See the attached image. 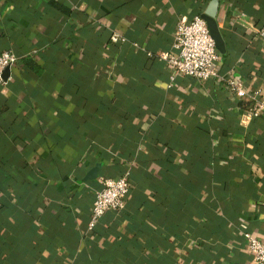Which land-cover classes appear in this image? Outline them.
Here are the masks:
<instances>
[{
  "label": "crops",
  "instance_id": "1",
  "mask_svg": "<svg viewBox=\"0 0 264 264\" xmlns=\"http://www.w3.org/2000/svg\"><path fill=\"white\" fill-rule=\"evenodd\" d=\"M211 1L0 0V54L19 58L0 86V264H254L264 119L242 123L222 79L171 84L158 57ZM217 1L218 74L264 100V0ZM125 171L124 210L88 231L99 179Z\"/></svg>",
  "mask_w": 264,
  "mask_h": 264
},
{
  "label": "built area",
  "instance_id": "2",
  "mask_svg": "<svg viewBox=\"0 0 264 264\" xmlns=\"http://www.w3.org/2000/svg\"><path fill=\"white\" fill-rule=\"evenodd\" d=\"M204 13V12H203ZM203 13L197 11L191 19L182 17L175 28L171 49L159 54V59L171 70V84L178 76L189 77L198 81L222 79L239 100L249 103L247 110L242 112V123L253 119H264V100L260 92L249 95L243 84L235 79H226L218 74L216 63L219 58L214 41L212 40ZM264 39V30L260 31ZM126 40L118 34L111 36L113 44L124 43ZM19 58L12 52L0 54V86L5 84L4 73L14 67ZM130 173L125 171L118 178L99 179L100 189L96 191L91 209L88 231H93L107 212L118 213L124 210L130 194ZM247 249L254 264H264V242L243 233Z\"/></svg>",
  "mask_w": 264,
  "mask_h": 264
},
{
  "label": "water",
  "instance_id": "3",
  "mask_svg": "<svg viewBox=\"0 0 264 264\" xmlns=\"http://www.w3.org/2000/svg\"><path fill=\"white\" fill-rule=\"evenodd\" d=\"M217 13H218V1L213 0L210 2L207 9L204 11L202 15V19L206 22L210 36L214 41L217 51L221 54H225L226 53L225 42L216 22ZM6 71L4 74H6ZM99 170H100V166H97L92 171H90V173L87 175V180L97 179Z\"/></svg>",
  "mask_w": 264,
  "mask_h": 264
}]
</instances>
